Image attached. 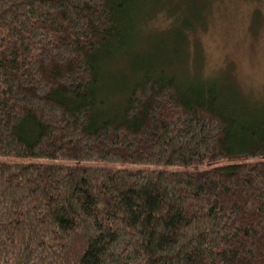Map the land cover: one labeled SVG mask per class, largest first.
Instances as JSON below:
<instances>
[{
	"label": "trees",
	"instance_id": "trees-1",
	"mask_svg": "<svg viewBox=\"0 0 264 264\" xmlns=\"http://www.w3.org/2000/svg\"><path fill=\"white\" fill-rule=\"evenodd\" d=\"M210 1L157 62L160 3L0 0V264H264V104L170 68Z\"/></svg>",
	"mask_w": 264,
	"mask_h": 264
},
{
	"label": "rangeland",
	"instance_id": "rangeland-1",
	"mask_svg": "<svg viewBox=\"0 0 264 264\" xmlns=\"http://www.w3.org/2000/svg\"><path fill=\"white\" fill-rule=\"evenodd\" d=\"M178 1L150 0L154 5ZM162 6L161 3L157 5L153 10L155 12L147 18L143 16L136 31L139 38L136 48L154 53L153 59L157 62L163 60V56H160L163 47H171L168 35H165L167 40L164 44L161 36L178 25L173 20L176 12H166ZM172 7L173 4L170 10ZM207 7L210 10L205 25L195 29L189 37L185 36L181 58L174 56L170 68L182 69V75L189 79L191 75L209 74L225 88L226 93L232 89L233 82L245 95L246 101L264 104V0H216L214 5L210 1ZM133 58L128 59L131 67L127 62L126 71L121 70L118 75L125 74L132 79L136 72L132 65L135 64ZM114 66V63H110L105 70L111 74ZM236 157L240 156H233Z\"/></svg>",
	"mask_w": 264,
	"mask_h": 264
}]
</instances>
